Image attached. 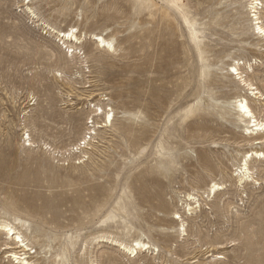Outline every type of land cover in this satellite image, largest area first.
<instances>
[{"label": "rangeland", "instance_id": "374dc122", "mask_svg": "<svg viewBox=\"0 0 264 264\" xmlns=\"http://www.w3.org/2000/svg\"><path fill=\"white\" fill-rule=\"evenodd\" d=\"M250 6L0 0V224L26 238L32 264H264V226L248 225L264 216V161L250 163L258 184L235 174L242 153L264 151L243 141L235 108L245 97L264 122ZM238 59L261 94L232 72ZM137 240L150 246L137 258L116 242ZM17 246L0 230V264H21Z\"/></svg>", "mask_w": 264, "mask_h": 264}, {"label": "bare ground", "instance_id": "6f19581e", "mask_svg": "<svg viewBox=\"0 0 264 264\" xmlns=\"http://www.w3.org/2000/svg\"><path fill=\"white\" fill-rule=\"evenodd\" d=\"M30 1L32 0H27L28 3ZM260 5H262V2L260 0H251L250 7L251 9H253L252 11L255 14L254 16L256 17V20H257L255 23V26H256L255 29L260 35L262 34V36L264 37V24H263V21H261L260 17L258 16L260 13V10H259ZM31 13L34 14L33 11ZM63 36L71 40L73 38L76 41L80 39L79 36L75 34L73 29H71L69 32H65ZM94 37L96 38V41H98V47L108 48V49L113 48V42L111 40H107L106 38L100 35H94ZM75 50L76 49H74V51ZM240 62L241 61L238 59L234 62L235 63L234 65L230 66L231 70H233L232 72L235 73L236 75H239V77L242 79L243 85L247 86L249 90H251L253 95L261 94L260 91H257L258 90L257 87L255 88L254 85L250 83L246 78L243 79V76H242L243 72H240L239 71L240 68L238 67L241 64ZM235 104H236L235 108L239 114L241 121H243L246 124L245 125V136H244L243 141H247V145H251L252 147L254 145L263 144L264 143V122L260 120V118H258V115L254 112V110L250 106L248 99L245 97H240L236 99ZM113 119H114V112L112 109H110L106 113V123L111 125ZM84 143L89 144V141H85ZM252 160L263 162L264 161V151L252 150V151H246L242 153L239 159V164H237V167L235 169L236 177L241 186H244V185L246 186L250 180L253 183L258 184L260 180V179L255 180V177H254L255 172L253 171L254 167L250 165ZM224 189H225L224 184L213 182L207 191L208 197L216 198L219 191H222ZM187 197H188L187 199L188 201L195 200L194 203H198V200L196 199L195 196H193V194L189 193L187 194ZM186 204H187V207L189 206L188 212H190V214L192 215L194 214V212H196L198 207H200V204L196 206H192L191 205L192 203H186ZM176 215L177 216L175 217V222H177L176 230L178 234L181 236L188 235L187 228H186L187 226L186 220L182 219V216H179L178 213H176ZM254 224H259L260 226L262 225L264 226V216L262 217V214H257V218L255 217V219L251 220L248 223L249 226H252ZM261 229L262 230L260 232L264 233V227ZM0 230L6 233V235L10 239H12L15 244L18 245L15 248L12 247V249H18V248L21 249L20 253L18 251L13 250L11 253L12 257L18 260L19 262H21V264H32V262L28 260L30 256H27L28 251L30 250V247H29V244L26 242V238H24V236H22L20 232H16V228L8 222L0 224ZM116 242L120 244V247H122L123 249H126L127 252L130 254V257L132 258H135V257L137 258L140 252L150 247L148 243L141 242L138 240L131 245L129 243L126 244L122 241L121 242L116 241ZM219 248H222V246H220ZM215 249H212V250H215ZM216 258H222V255L218 254Z\"/></svg>", "mask_w": 264, "mask_h": 264}]
</instances>
